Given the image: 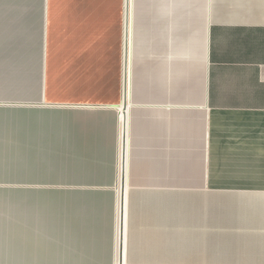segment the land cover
I'll return each mask as SVG.
<instances>
[{
    "label": "crops",
    "instance_id": "obj_1",
    "mask_svg": "<svg viewBox=\"0 0 264 264\" xmlns=\"http://www.w3.org/2000/svg\"><path fill=\"white\" fill-rule=\"evenodd\" d=\"M0 0V264H264V0Z\"/></svg>",
    "mask_w": 264,
    "mask_h": 264
},
{
    "label": "rangeland",
    "instance_id": "obj_2",
    "mask_svg": "<svg viewBox=\"0 0 264 264\" xmlns=\"http://www.w3.org/2000/svg\"><path fill=\"white\" fill-rule=\"evenodd\" d=\"M139 7V1L138 0H132V8Z\"/></svg>",
    "mask_w": 264,
    "mask_h": 264
},
{
    "label": "water",
    "instance_id": "obj_3",
    "mask_svg": "<svg viewBox=\"0 0 264 264\" xmlns=\"http://www.w3.org/2000/svg\"><path fill=\"white\" fill-rule=\"evenodd\" d=\"M119 264H121V258H119Z\"/></svg>",
    "mask_w": 264,
    "mask_h": 264
}]
</instances>
